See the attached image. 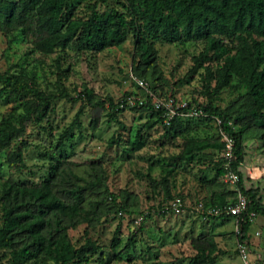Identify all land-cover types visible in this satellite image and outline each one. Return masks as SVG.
Wrapping results in <instances>:
<instances>
[{"label": "rangeland", "instance_id": "obj_1", "mask_svg": "<svg viewBox=\"0 0 264 264\" xmlns=\"http://www.w3.org/2000/svg\"><path fill=\"white\" fill-rule=\"evenodd\" d=\"M10 1L18 8L9 21H1L0 72L8 70L31 80L56 98L44 117L31 118L0 149V207L9 187L38 185L50 174L51 192L60 199L70 202L69 189L79 185L84 186V209H89V202L97 203L91 213L80 212L78 224L66 230L74 246L86 239L98 246L85 264H185L194 253L190 240L205 237L214 244L212 264H241L231 219L212 218L220 202L231 200L237 191L236 183H227L223 173L216 175L222 152L216 119L187 116L182 123L189 130L174 137L172 129L167 135L157 124L146 128L150 112L134 102L143 99L145 92L129 77L136 60L130 33L122 44L98 52L77 50L75 40L53 47L42 44V38L50 40L47 14L38 9L20 12L19 0ZM70 1L71 18L86 19L92 0ZM110 8L125 11L116 0L94 6L98 12ZM40 24L47 32L43 36ZM146 38L153 43L154 59L148 68L138 65L135 74L153 95L169 93L193 107L206 103L205 93L214 84L205 73L206 66L215 64L207 60L211 41L168 43L159 36ZM58 78L68 96L57 91ZM83 87L90 90L89 98L82 93ZM127 97L132 102L121 105ZM213 105L233 116L240 114L232 124L242 129L243 159L236 170L243 188L255 189V198L264 205V127L248 114L250 98L232 78L214 97ZM12 108L20 111L16 103L0 100V119ZM64 131L72 138L58 145ZM137 131L144 145L131 151L129 142ZM184 147L190 148L188 157ZM17 149L22 164L12 165L8 160L14 159ZM90 182L98 184L85 188ZM176 197L179 212L171 206ZM62 218L63 224L69 221ZM250 226V247L260 255L259 264H264V217L255 216ZM116 228L120 243L112 248ZM7 257L0 250V264Z\"/></svg>", "mask_w": 264, "mask_h": 264}, {"label": "trees", "instance_id": "obj_2", "mask_svg": "<svg viewBox=\"0 0 264 264\" xmlns=\"http://www.w3.org/2000/svg\"><path fill=\"white\" fill-rule=\"evenodd\" d=\"M116 1L125 11L110 8L98 12L94 10V6L97 3L103 4L106 0H92L88 5L89 15L83 20L71 18L70 0H19V11L38 9L47 14L46 30L50 40L42 38V44L51 43L53 47H64L75 40L77 50L98 52L122 44L126 34L130 33L136 60L135 64L132 60L134 70L129 71L139 80L142 79L135 74L136 67L141 65L148 68L155 55L153 43L147 41V36H159L168 43L210 40L212 52L207 60L215 64L213 67L206 66L205 73L209 80H214V84L205 93L206 103L195 107L206 113L207 117L217 119L219 130L232 139L229 166L237 176V191L248 199V209L253 212L254 217H264V205L255 198V189H244L240 173L236 170L243 159L242 129H235L232 124L240 114L233 116L213 105V99L221 88L235 78L251 100L248 114L255 118L258 126L264 127V0ZM16 8L15 1L0 0V26L2 20L9 21ZM40 26L42 36L47 34L43 26ZM195 67L196 62L192 68ZM56 83L57 91L68 96L59 78ZM147 88L152 93L149 86ZM82 93L89 98V89L83 87ZM53 98H56L55 93L44 92L31 80L23 79L8 70L0 72V100L12 101L20 109L15 113L12 108L8 116L0 119V149L8 145L31 118L44 117ZM120 104L127 102L121 99ZM95 105L100 106L101 102H96ZM135 105L150 112L151 119L145 123L146 128L157 124L165 128L164 133L167 135L168 130L172 129L173 137L190 128L182 123L189 117L180 115L173 116L169 124L164 125L161 112L152 107L148 97L141 104L135 102ZM187 107L191 106L187 103ZM71 138L72 135L64 131L58 137L57 144L60 145L62 139ZM129 145L131 151H137L144 145V138L138 131ZM219 146L223 147V143L220 142ZM184 150L185 157H188L190 148L184 147ZM12 155L14 159L8 162L13 165L16 161L21 165L20 150L13 151ZM219 161L221 163L216 168L218 176L223 173V159ZM52 181L53 176L49 174L38 185L9 187L4 191L5 200L0 207V250H5L8 254L4 264H22L26 261L40 264L47 260L54 264H85L97 250L98 246L89 239L78 247L74 246L66 231L69 226L78 224L82 217L80 212L91 213L97 203L89 202V209H84V186L79 185L69 189L67 195L70 202H65L51 192ZM96 184L98 183L90 182L85 188L96 187ZM104 191L107 196H112L106 189ZM228 201H233V198L220 202L217 207L222 208ZM62 217L69 221L63 224ZM212 218L230 219V216L220 214ZM84 219L85 216L82 220ZM250 225L251 221L244 219L240 223V234L237 237L248 240ZM117 233L116 228L110 240L112 248L120 243ZM190 244L194 253L185 264H212L214 244L211 238H194L190 240Z\"/></svg>", "mask_w": 264, "mask_h": 264}, {"label": "built area", "instance_id": "obj_3", "mask_svg": "<svg viewBox=\"0 0 264 264\" xmlns=\"http://www.w3.org/2000/svg\"><path fill=\"white\" fill-rule=\"evenodd\" d=\"M129 77L134 81L135 85L144 90V98H136L134 102L141 104L146 100V97L150 100V104L156 110L161 112L162 122L164 125H168L169 121L175 115L180 116H194V117H206V113H204L201 109L196 107H187L186 101L181 99H175L174 96L167 93L163 96L153 95L147 88L146 83L142 80L135 78L132 73H129ZM127 103H131L133 99L131 97H127ZM217 123L218 120L216 119ZM220 140L223 143L221 158L222 161V169L223 176L227 183L230 185L236 182L237 176L230 169L229 160L232 156V139L227 136L223 131L219 130ZM248 199L245 195L236 191L233 196V201H228L222 208L214 209L212 211L215 215H229L233 224V233L235 237V252L238 258L241 261V264H259L261 260L260 255L254 254L249 240L239 238L240 234V223L246 219L248 221L253 220V212L248 209ZM172 209L174 212H179L180 210V199L174 198L171 203Z\"/></svg>", "mask_w": 264, "mask_h": 264}, {"label": "crops", "instance_id": "obj_4", "mask_svg": "<svg viewBox=\"0 0 264 264\" xmlns=\"http://www.w3.org/2000/svg\"><path fill=\"white\" fill-rule=\"evenodd\" d=\"M250 227H251V226H250ZM250 227H249V228H250ZM247 233H248V232H247Z\"/></svg>", "mask_w": 264, "mask_h": 264}]
</instances>
